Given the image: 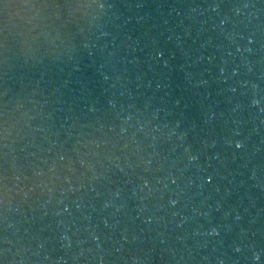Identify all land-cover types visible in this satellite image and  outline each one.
<instances>
[{"label": "water", "instance_id": "water-1", "mask_svg": "<svg viewBox=\"0 0 264 264\" xmlns=\"http://www.w3.org/2000/svg\"><path fill=\"white\" fill-rule=\"evenodd\" d=\"M4 3L0 261L264 264V0Z\"/></svg>", "mask_w": 264, "mask_h": 264}, {"label": "snow or ice", "instance_id": "snow-or-ice-1", "mask_svg": "<svg viewBox=\"0 0 264 264\" xmlns=\"http://www.w3.org/2000/svg\"><path fill=\"white\" fill-rule=\"evenodd\" d=\"M0 4H3V7L4 8H9V7H12V6H15V5H10V4H8V3H4V0H0ZM101 6H103V5H101ZM241 145H237V147H240ZM257 259H259V257H257ZM0 264H3V262L2 261H0Z\"/></svg>", "mask_w": 264, "mask_h": 264}]
</instances>
